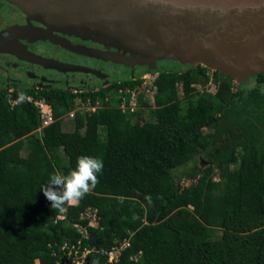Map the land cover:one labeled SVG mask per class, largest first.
<instances>
[{
	"label": "trees",
	"instance_id": "trees-1",
	"mask_svg": "<svg viewBox=\"0 0 264 264\" xmlns=\"http://www.w3.org/2000/svg\"><path fill=\"white\" fill-rule=\"evenodd\" d=\"M138 69L97 90L0 87V264H60L70 247L92 264H264V73L238 86L174 60ZM146 72L156 73L154 107L145 111L140 95L135 113H123L118 89L140 85L131 78ZM21 92L26 100L16 103ZM99 97L106 108L61 129L76 99ZM39 99L55 122L38 135ZM81 155L103 160L99 183L56 212L41 187ZM88 209L96 227L82 219Z\"/></svg>",
	"mask_w": 264,
	"mask_h": 264
},
{
	"label": "water",
	"instance_id": "water-1",
	"mask_svg": "<svg viewBox=\"0 0 264 264\" xmlns=\"http://www.w3.org/2000/svg\"><path fill=\"white\" fill-rule=\"evenodd\" d=\"M43 25L33 36L88 58L124 67L154 68L155 61L201 65L236 85L264 73V0H6ZM101 45L87 48L58 36ZM36 35V36H35ZM114 49L115 51H110ZM0 52L61 72L100 74L77 65L16 55L0 36ZM126 57L122 62L106 57ZM60 264H71L63 258ZM83 264H92L87 258Z\"/></svg>",
	"mask_w": 264,
	"mask_h": 264
},
{
	"label": "flooded vegetation",
	"instance_id": "flooded-vegetation-1",
	"mask_svg": "<svg viewBox=\"0 0 264 264\" xmlns=\"http://www.w3.org/2000/svg\"><path fill=\"white\" fill-rule=\"evenodd\" d=\"M26 24L29 30L32 27L42 28L43 25L40 23L29 20L27 16L21 12L15 5L7 2L6 0H0V36H2L6 43L10 46L12 51L19 57H28L22 51H27L35 56L41 57L43 59H49L58 61L60 63H65L69 65H77L85 67L91 70L99 71L100 74L82 73V72H61L54 70L52 68H45L40 64H34L29 61L19 59L15 55L10 53L0 52V87L11 88L12 86H20L24 88H43L51 85L63 86L66 88H75L79 85L84 86V88H90L91 86L98 87L101 84H107L120 78L123 74L129 72L128 70L122 71L121 74H113L110 71L100 69L98 64L93 62V64H79L70 60H62L56 55V53L50 54L48 52L39 51V47L43 44L40 42H46L48 46L54 45L63 49L62 47L52 44L47 40H39L33 36L31 32L30 35L23 34V27ZM21 29L22 32L19 33L17 30ZM10 31H14L16 34L15 41H11L8 38ZM32 31V30H31ZM58 36H63L70 42L78 45H83L87 48L98 49L104 51L105 49L96 43L90 41H84L76 38L72 35L62 34L56 32ZM36 36V35H35ZM65 50V49H63ZM67 51V50H65ZM110 51H115L110 49ZM69 52V51H68ZM71 53V52H70ZM74 54V53H72ZM77 55V54H76ZM26 57V58H27ZM124 67V66H123ZM40 72H37V70ZM125 70V69H124ZM50 71V72H49ZM49 72V73H47ZM60 75V76H59ZM58 79V80H56Z\"/></svg>",
	"mask_w": 264,
	"mask_h": 264
},
{
	"label": "built area",
	"instance_id": "built-area-1",
	"mask_svg": "<svg viewBox=\"0 0 264 264\" xmlns=\"http://www.w3.org/2000/svg\"><path fill=\"white\" fill-rule=\"evenodd\" d=\"M149 73L150 72H146L142 74L141 76H139L138 78H135V77L131 78V81H134V82H136L137 80L141 81L140 85L118 89L117 95L120 100L118 109L121 110L123 113L128 112V113L134 114L135 111L139 108V96L140 95L142 97L141 99L143 100V102H145V93L149 94L148 97L151 98L153 102V94H154L153 80L154 79L151 80L150 76L152 75L151 73L150 74ZM152 74H156V73H152ZM108 85L109 84L103 85V87H107ZM95 89L97 90L98 87H95ZM72 91L81 92V90H78V91L72 90ZM27 100L31 101V98H27ZM107 101H108L107 98L102 100L100 97L95 98L94 100H92L91 98H86L84 100L78 98L76 99L74 106L62 118V120L73 123L75 116L77 114L82 115L84 117L90 116L96 113L99 109L106 108L107 106L105 103H107ZM13 104H15V102ZM33 104L37 108L38 114H39L40 127L36 132V134L39 135L40 131L52 125L55 122V119L53 117V111H52L51 106L48 103H46L43 99L33 101ZM144 107H145V103H144ZM58 218L63 219V216H58ZM84 218L89 220V225H93V222H96V211L88 209L82 216V219ZM74 227L81 234H85V228H83L81 225L75 224ZM73 249L74 247H70L68 250L69 252L67 253V255L69 256L65 255L64 258L66 257L69 259L71 254H73L74 256H77V251L75 250L74 252H72ZM83 254L86 255V253H82V255ZM118 254H119L118 251L111 252L108 258L109 262L114 261L116 257L118 256Z\"/></svg>",
	"mask_w": 264,
	"mask_h": 264
},
{
	"label": "clouds",
	"instance_id": "clouds-1",
	"mask_svg": "<svg viewBox=\"0 0 264 264\" xmlns=\"http://www.w3.org/2000/svg\"><path fill=\"white\" fill-rule=\"evenodd\" d=\"M26 96L18 94L16 103H23ZM205 165V162L202 161ZM103 160L98 157L81 155L77 157L76 166L67 175L53 173L48 183L41 187L44 196L51 203L52 209L59 213L67 212L66 205L84 199L99 183L98 174H102ZM97 222H93L96 227ZM88 254H86L87 256ZM73 264V263H71Z\"/></svg>",
	"mask_w": 264,
	"mask_h": 264
},
{
	"label": "rangeland",
	"instance_id": "rangeland-1",
	"mask_svg": "<svg viewBox=\"0 0 264 264\" xmlns=\"http://www.w3.org/2000/svg\"><path fill=\"white\" fill-rule=\"evenodd\" d=\"M25 30H23V34H25V35H30L31 34V30H29L28 28H27V26H26V24L24 25V27H23ZM19 33H21L22 32V30L21 29H18L17 30ZM17 36H16V34H15V32L14 31H10L9 32V34H8V38L12 41H15V38H16ZM40 43H43L40 47H39V51H40V53L42 54V51L43 52H48V53H50V54H53V53H56V55L58 56V57H60V59H62V60H68V61H70V60H72V61H74L75 63H79V64H93V62H95L96 64H98V66H99V68L100 69H104V70H107V71H110V72H112L113 74H121L122 73V71H126V70H130V72L129 73H137L138 71H139V69L138 68H141V67H143V66H135V67H132V68H129V67H123L122 65H119V64H114V63H112V62H105V61H100V60H97V59H93V58H88V57H84V56H81V55H76V54H72V53H70V52H68V51H65V50H63V49H61V48H59V47H56V46H54V45H52V47L51 46H48V45H46L47 43L46 42H40ZM159 65H161L163 68H165V61H161L160 63H159ZM162 67H160V68H162ZM121 69H122V71H121ZM125 69V70H124ZM37 70V69H36ZM37 72H39L38 70H37ZM50 72V71H49ZM49 72H47V73H49ZM40 73V72H39ZM150 74V73H149ZM151 75L152 76H150L151 77V80L152 79H154V76L156 75V74H152L151 73ZM60 76V75H59ZM56 80H58V79H56ZM236 83V82H235ZM254 85V81H250L248 84H246L245 86H246V88L247 89H249V88H251L252 86ZM208 89H209V91H211V92H214L215 91V88H214V86H208ZM149 96V94H147V93H145V111H148V110H150V109H152L154 106H153V102H152V99L151 98H149L148 97ZM153 120V119H152ZM144 121V120H143ZM155 121H156V119H155ZM60 126H61V129L63 130V131H65V132H69V131H71L72 129H73V125H72V123L71 122H64L63 120H61L60 121ZM221 144V143H220ZM223 145V144H222ZM22 155H25L24 153H22ZM199 163H200V169H203L205 166H206V164L204 165L203 163H202V161H199ZM197 163H194V162H192V163H190L189 165H187L185 168H183V169H181V170H179V171H175L174 172V178H175V180H178V178H180V174L181 173H183L184 171H190V170H192V169H194V168H197ZM215 178H217V176L215 175L214 176ZM182 183V185H187L188 183H189V180L187 179V178H182L181 180H180V184ZM67 256H69V255H67ZM87 258V256L85 255V254H83V255H78L77 254V256H72V258H70L69 257V261L71 262V263H73V264H83L84 262H85V259Z\"/></svg>",
	"mask_w": 264,
	"mask_h": 264
},
{
	"label": "bare ground",
	"instance_id": "bare-ground-1",
	"mask_svg": "<svg viewBox=\"0 0 264 264\" xmlns=\"http://www.w3.org/2000/svg\"><path fill=\"white\" fill-rule=\"evenodd\" d=\"M106 57H108V58H112V59H114V60L122 61V62H129V59L126 58V57H121V58H119V57H113V56H111V55H106Z\"/></svg>",
	"mask_w": 264,
	"mask_h": 264
},
{
	"label": "crops",
	"instance_id": "crops-1",
	"mask_svg": "<svg viewBox=\"0 0 264 264\" xmlns=\"http://www.w3.org/2000/svg\"><path fill=\"white\" fill-rule=\"evenodd\" d=\"M11 91V89H9V92ZM27 98H29V97H27ZM61 120H62V118H61ZM61 120H59V121H61ZM64 121V120H63ZM64 122H66V121H64ZM72 123V122H71ZM76 203H74V204H71V205H75Z\"/></svg>",
	"mask_w": 264,
	"mask_h": 264
}]
</instances>
